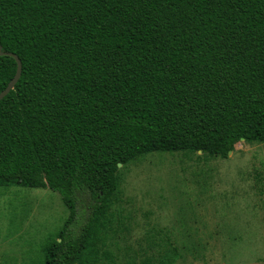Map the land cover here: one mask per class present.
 <instances>
[{"label": "trees", "instance_id": "obj_1", "mask_svg": "<svg viewBox=\"0 0 264 264\" xmlns=\"http://www.w3.org/2000/svg\"><path fill=\"white\" fill-rule=\"evenodd\" d=\"M0 46L21 62L0 100V188L49 190L68 211L38 264H122L113 208L134 160L264 144V0H0ZM15 71L0 56V93ZM131 251L124 264L195 253L166 228Z\"/></svg>", "mask_w": 264, "mask_h": 264}, {"label": "rangeland", "instance_id": "obj_2", "mask_svg": "<svg viewBox=\"0 0 264 264\" xmlns=\"http://www.w3.org/2000/svg\"><path fill=\"white\" fill-rule=\"evenodd\" d=\"M119 172L113 212L122 216V264L149 231L165 228L195 252L185 250L177 264H264V144L240 141L225 159L149 154ZM88 205L80 194L73 227L85 221ZM67 218L57 193L0 188V264H38L40 246Z\"/></svg>", "mask_w": 264, "mask_h": 264}, {"label": "water", "instance_id": "obj_3", "mask_svg": "<svg viewBox=\"0 0 264 264\" xmlns=\"http://www.w3.org/2000/svg\"><path fill=\"white\" fill-rule=\"evenodd\" d=\"M0 56H9V57L13 58L14 61H15V63H16V71H15V74H14L13 78L7 84V86L5 87V89L0 93V100H2L14 88L15 84L19 80L20 75H21V62H20V60L18 59V57L16 55L11 54V53H4L2 51L1 46H0ZM231 153L232 152H229L228 153V156ZM118 166L120 167L121 165H118Z\"/></svg>", "mask_w": 264, "mask_h": 264}]
</instances>
